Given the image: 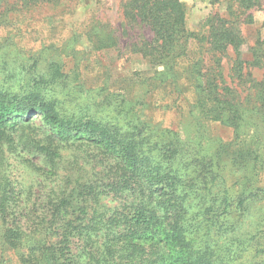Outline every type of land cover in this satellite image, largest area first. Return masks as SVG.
I'll return each instance as SVG.
<instances>
[{
    "label": "trees",
    "instance_id": "trees-1",
    "mask_svg": "<svg viewBox=\"0 0 264 264\" xmlns=\"http://www.w3.org/2000/svg\"><path fill=\"white\" fill-rule=\"evenodd\" d=\"M61 2L0 0V26ZM123 15L152 33L128 49L164 67L156 81L170 84L167 107L194 134L154 123L113 93L103 103L70 99L52 54L34 62L50 58L60 95L35 70L26 84L4 72L0 264H264V81L240 59L245 39L219 15L190 31L180 0H126ZM85 30L74 44L84 35L95 51L119 44L100 19Z\"/></svg>",
    "mask_w": 264,
    "mask_h": 264
},
{
    "label": "rangeland",
    "instance_id": "rangeland-1",
    "mask_svg": "<svg viewBox=\"0 0 264 264\" xmlns=\"http://www.w3.org/2000/svg\"><path fill=\"white\" fill-rule=\"evenodd\" d=\"M125 1L62 0L57 8L44 4L26 12V16L21 15L22 20L16 17L11 26H0V79L6 72L11 74L14 84H26L38 74L45 85H50V58L42 59L36 66L34 57L40 54L49 57L52 54L63 75H69L65 92L70 94V99L74 98L80 104L103 103L105 97L113 93L118 100H128L154 123L178 128L183 137L194 134L195 127L185 121L182 124L180 114L167 107L172 96H167L170 84L161 85L156 81L164 67H153L141 55L129 51L131 43L145 37L150 39L152 33L144 27L126 25L123 15ZM180 1L188 7L190 31H198L204 22L216 15L234 22L245 39L240 51V59L249 62L245 70L253 73L256 80L264 81V0ZM16 2L18 0H9L10 4ZM23 17L28 21L24 22ZM96 19L114 29L120 39L117 48L95 51L85 41V35L77 36V44L72 42L74 35L76 37L86 31V27ZM207 31L208 28H205ZM235 58L236 53L232 50L224 58L227 75ZM3 60H7V68L1 65ZM31 70H35L36 74L28 75ZM61 83L62 80L50 85L56 88L57 95L64 92ZM186 119L190 121L191 117ZM207 126L217 137L227 141L233 137L232 131L221 124L209 123Z\"/></svg>",
    "mask_w": 264,
    "mask_h": 264
}]
</instances>
